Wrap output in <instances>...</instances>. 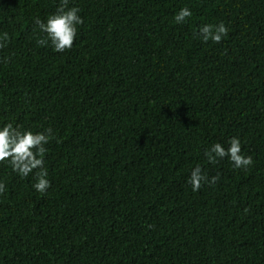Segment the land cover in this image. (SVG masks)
Wrapping results in <instances>:
<instances>
[{
	"label": "trees",
	"instance_id": "obj_1",
	"mask_svg": "<svg viewBox=\"0 0 264 264\" xmlns=\"http://www.w3.org/2000/svg\"><path fill=\"white\" fill-rule=\"evenodd\" d=\"M58 4L0 0V124L54 134L45 193L0 162V264H264V0H70L63 53L37 44ZM234 136L253 164H210Z\"/></svg>",
	"mask_w": 264,
	"mask_h": 264
},
{
	"label": "clouds",
	"instance_id": "obj_2",
	"mask_svg": "<svg viewBox=\"0 0 264 264\" xmlns=\"http://www.w3.org/2000/svg\"><path fill=\"white\" fill-rule=\"evenodd\" d=\"M70 0H59L56 11L46 19L37 18L35 24L39 31L44 34L38 39L39 46H50L54 51L63 53L70 50L78 35V27L83 24V16L76 6H69ZM192 16L188 7H182L174 15L173 19L177 24L186 22ZM199 36L203 43L212 42L219 44L228 35V27L223 23H205L199 28ZM7 32L0 33V48L9 42ZM54 138L51 128L44 131H33L28 128L14 126L11 122L0 124V162L10 164L14 173L21 178L34 174L35 182L32 187L37 193H45L51 186L48 179V172L45 167L44 156L48 149L46 145ZM210 164L227 158L234 168H247L253 164V158L242 152V145L239 137H231L228 146L217 142L204 152ZM35 170V171H34ZM217 177H209L197 164L190 171L186 183L191 186L193 192L201 189L203 184H214ZM5 184L0 181V194L5 192Z\"/></svg>",
	"mask_w": 264,
	"mask_h": 264
}]
</instances>
